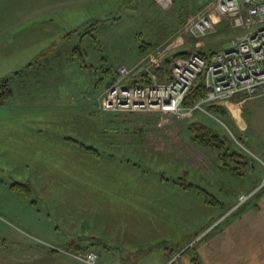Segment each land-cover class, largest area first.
Instances as JSON below:
<instances>
[{
  "label": "rangeland",
  "instance_id": "374dc122",
  "mask_svg": "<svg viewBox=\"0 0 264 264\" xmlns=\"http://www.w3.org/2000/svg\"><path fill=\"white\" fill-rule=\"evenodd\" d=\"M148 1L147 8H144L146 10L141 12L140 3L132 1L133 8L102 21L100 29L91 33L98 42L91 39V47L86 48L92 51L94 43L101 46V53L97 47L101 57L99 61H94V53L85 57L81 49L73 50L76 42H73L72 36L68 51L57 47L47 58L33 62L29 67L24 66L6 78L3 75L10 71L8 65L13 64L5 65L3 62L19 60V51L27 48L21 46L20 40L29 39L31 32L26 29L19 32L11 26V30L6 29V33H0L2 37L12 38L11 41L0 43V103L8 104L0 105V250L13 251V248L21 247V264H61V261L52 257V248H66L61 238L79 233L63 234L55 227L61 225L66 228L62 224L65 223L63 206L73 202L83 204L81 195L87 206L94 199L98 202L101 207V216L98 218L146 217V207L130 208L126 213V198L120 193L118 198L124 200V205L119 199L115 202L116 195L111 191L115 186L109 188V179L110 174L117 169L145 168L147 173L139 181L136 178L129 183L126 181L124 189L127 185H133L134 189L140 185L150 186L152 195L157 197L159 194L161 201L156 200L158 205L170 204V212H180L179 215L173 214V218H177V228L187 227L182 225L183 220L181 223V213H195L197 217L193 221L196 223L188 225L190 234L187 236L179 239V233L173 234L172 242L164 241L166 239L155 231L146 232L143 245L137 247V252H131L130 256L128 251L121 256L125 251L120 247L113 250L117 256L107 255L108 251L103 250L104 245H108L106 241L112 245L115 242L113 235L108 236L110 232H106L108 239L101 237L104 240H97L89 233L90 236L84 235V240H78V237L71 239L67 245L68 250L78 248V254L82 256L89 251L98 254L96 263L81 258L87 264H133L135 261H140L139 264H163V247L175 248L181 242L185 247L190 242L189 252L179 256L180 259L168 257L165 263L188 264L191 253L197 254L196 250L209 239L212 231L238 215L247 203L256 201L259 197L257 192L264 187L263 95L236 98L237 104L234 103L231 112L220 102L219 105L226 109L225 115L196 110L191 116L178 117L160 110L129 112L101 108L99 96L103 95L108 83L122 66L129 68L131 77L139 67H152V63L163 64L160 55L168 56L179 49H220L227 47L231 40L245 31L242 27L233 26L228 18L221 17L207 35L192 36L190 31H186L191 20L204 13L214 16L210 0H187L183 7L174 0L166 9L153 0ZM3 27L0 24V29ZM24 32L27 33L19 39ZM148 55L153 56L152 63H148ZM135 58L139 59L138 62ZM142 59H146L145 63L139 64ZM26 60L23 57L18 68L30 62ZM82 73L86 75L84 80H81ZM2 86L6 88L4 91ZM62 92L69 95L60 96ZM14 103L25 104V110L16 111ZM40 104L48 108L53 106L55 111L58 105H62L64 112L56 115H60L63 123L68 122L69 129L61 127L57 132V129L35 128V125L27 123L42 116L36 113L41 107L37 105ZM194 122L204 124L205 130L209 127L218 129L221 134L229 137L233 149L242 148L254 158L256 167L253 177L260 179L256 189H253L257 190L255 196L241 200V195H249L252 190L241 192V175H232L227 171L223 174L222 165L225 163L218 157L217 150L206 147L194 138L202 130ZM56 136L59 137L58 141ZM60 136L69 138L70 143H61ZM241 136L244 144L241 143ZM51 137L55 140L52 141ZM126 156L133 159L129 161ZM132 161L136 166L131 164ZM158 169L165 171L164 175L167 174L169 178L163 185L154 183L162 179ZM236 169L241 171V165ZM251 170L252 167L246 171ZM71 173H77V176L71 177ZM175 175L185 177L182 178L185 184H194L178 186L174 183ZM138 195L141 197L134 193V196ZM80 210L83 212V208ZM87 211L90 213L91 209L87 208ZM83 217L78 228L85 232H104V229L96 228V221L93 223L95 216ZM139 227L145 230L146 225L140 224ZM194 228L198 229L192 232ZM96 241L103 244L97 245ZM99 250L105 257L99 256Z\"/></svg>",
  "mask_w": 264,
  "mask_h": 264
},
{
  "label": "crops",
  "instance_id": "0c3cea01",
  "mask_svg": "<svg viewBox=\"0 0 264 264\" xmlns=\"http://www.w3.org/2000/svg\"><path fill=\"white\" fill-rule=\"evenodd\" d=\"M134 0H0V24L4 26L0 29V33H6V29L11 30V26H14L16 28V31H22L27 30L31 32V37L29 39L25 38L24 40H20L21 46L24 45V47H27L26 50H20L18 59L8 62H3L5 65H8L10 68V71L3 75V76H9L11 73L18 72L22 70L24 66L29 67L33 64V62L45 59L53 51L55 48H61L62 50L65 48L69 49L70 46V39L73 38V50H76L77 48L82 50V53H84V56H92L94 53L93 59L94 61H99L101 59L99 52L101 53V46H97L92 44L93 50H87L86 47H91V39H94V36L91 35V33L95 32L96 30L100 29L99 27L102 24V21H105L109 19L111 16L116 15L118 12L122 14L126 9L130 10L133 8ZM140 4L139 11L146 10L144 8H147L148 6V0H136ZM154 3H156L155 0H153ZM157 4V3H156ZM158 6V5H157ZM216 17V20L220 21L221 17L214 14V18ZM219 17V18H218ZM230 20V19H229ZM90 28L88 31H84L86 28ZM234 28V27H233ZM25 33L24 32L19 39H21ZM76 34V35H75ZM78 34V37H77ZM75 35V36H74ZM75 37V38H74ZM14 41L15 36L13 37ZM11 37H2L0 35V43L4 41H11ZM96 42H98L96 39H94ZM19 46V45H18ZM20 47V46H19ZM98 47V50H97ZM161 46L160 48H162ZM83 48V49H82ZM186 49H179L176 51L177 53H181V51H184ZM155 51V50H154ZM97 52V56H95ZM174 52V53H176ZM67 53V52H66ZM173 53V52H172ZM164 54V53H163ZM172 55V54H171ZM161 58L166 59L170 55H160ZM25 57L27 58L26 61H30L28 63L22 64L18 68V64L20 60ZM148 57H150L148 55ZM147 57V59H148ZM139 58V57H138ZM138 58L137 62H138ZM146 60V59H145ZM145 60L142 59L139 64H144ZM153 56L150 57V61L148 63H152ZM25 62V61H24ZM129 63V62H124ZM164 63V62H163ZM21 64V63H20ZM161 64V63H159ZM157 64L152 63V67H149V65H144L142 68L139 67V69H136V72L128 78L124 79L125 84H132L133 80H141V83H143V78L145 77V73L151 74L155 73L154 69L157 66ZM14 69V70H13ZM88 75V74H87ZM118 73L115 75L117 76ZM2 78V77H0ZM86 78V75L84 73L81 74V80H84ZM170 76L166 77V80H170ZM9 79V77H8ZM115 77L112 78L110 82H114ZM10 80V79H9ZM109 80V79H108ZM109 82V81H108ZM109 82V83H110ZM108 83V85H109ZM62 88V87H61ZM53 95V94H51ZM69 93L64 95V92L61 93L60 96H68ZM82 95V93H81ZM55 96V95H53ZM264 96V95H263ZM102 97V96H101ZM99 96V100L101 98ZM83 98V95H82ZM67 99V98H66ZM66 101H69L67 99ZM237 100L233 101H223L221 102L222 105H224L226 108L229 109L231 112L234 110V103H236ZM0 105H8L6 103ZM16 107V111L19 110L20 112L24 111L26 108L25 104H19L16 105L13 104ZM43 105V104H42ZM45 105V104H44ZM37 106H41L37 105ZM101 106V105H100ZM64 107L62 105L57 106V111L53 110V106L51 108H48L46 105L41 106L40 109L36 113H40L42 116H37L36 119L30 120L27 123L31 125H35V128H49V129H57V132L62 127V129H69L68 122L63 123L62 119H60V115H56L58 112H64ZM30 127V126H29ZM42 131V129H41ZM61 143L62 142H68L70 143L69 138L65 139L60 136ZM51 140H55L53 137H51ZM56 140H59V137L56 136ZM76 143H80L78 140H72ZM67 143V144H68ZM75 155H80V153H73ZM126 159L131 161V158H128L126 156ZM119 164V163H118ZM133 166H136L134 161L131 163ZM120 165V164H119ZM120 167H123L120 165ZM255 165H252L251 171H245L243 174H241V192H248L253 190L255 185L260 179H255L253 176H255ZM126 168V167H124ZM136 170L133 172V170ZM131 169H117V171L111 173V177L109 179L110 187L115 186V188H112V192L116 195L115 202L118 201V193L122 194L126 198V205H124V200L119 199L123 205L125 206V210L128 211L130 208H139V207H146L147 208V216L144 217H129V216H122V217H109V218H98L101 216V211L99 210L101 207H99L98 202L94 199L92 203H90L89 206L86 205L84 202V198L82 195L80 196V199L82 200L81 204L80 202H73L70 204H67L63 206L64 213H63V221L65 223L66 228L61 227V225H57L56 230L62 231L63 234H71V233H79L76 236H70L67 238H61L63 245L66 248H58V246H55L52 248L51 252L52 257H55V260L61 261V264H87L85 261H82L77 257V254L79 251L78 248L68 250L67 245L69 241L73 238L85 235L88 236L89 234L93 237L98 239H102L101 237L107 238L106 232H110V235H113V240H115L114 244L112 245L110 242L106 241L108 245H105L103 250L108 251V256H114L118 255L116 253H113V250H115L120 247L123 251L122 255L127 254V251L129 252V256L131 252L134 251L137 252V247L143 245L144 239L143 235H146V232L149 233L154 231L158 234H160L164 239V241H171L172 242V236L173 234L179 233V239L183 236H187L190 234L189 226L190 224H195L196 222L193 221L197 215L195 213L193 214H182L181 213V223L183 220L182 225L184 224L187 227H176L177 218H173L174 215H179L180 212H170V204H167L165 206H160L156 203V200L161 201L159 199V194L157 197L153 194H151L150 186L149 187H143L139 186V188H133L132 186L127 185L126 189H124V185L130 182L131 179L136 178L137 181H139L143 176L144 173H147L145 171V168L143 167H137V168H131ZM167 169V168H166ZM172 169V168H171ZM131 170V171H130ZM159 170V169H158ZM174 171H176L175 168H173ZM262 170V169H261ZM158 173H161L162 179L155 180V185H163L167 179H169L162 171H157ZM168 172V171H167ZM129 173H132L133 175H129ZM151 173V172H150ZM225 174V171L223 172ZM73 175L77 176V173H71V177ZM149 175V174H148ZM182 175H175L174 176V183H176L178 186L180 185L179 179H181ZM185 176V175H184ZM250 176V177H247ZM178 177V178H177ZM149 183L151 181V178L148 179ZM154 181V180H152ZM179 181V182H176ZM150 185V184H148ZM124 186V187H123ZM171 188V187H170ZM177 188V187H176ZM169 189V188H164ZM174 192L175 189L173 188ZM137 194H140L141 197L134 196ZM146 197V199H145ZM248 205L243 207V211L236 214L235 216L231 217L229 221L221 227L216 228L212 231V234L209 236V239L201 244L198 249L196 250L197 254H192L188 264H264V191L259 195L257 200L250 201L247 203ZM219 205H222L219 204ZM115 207L116 204H115ZM112 206V208H115ZM215 207H218L216 205ZM83 208L82 210H80ZM87 208L91 209V212L89 213L87 211ZM85 210V211H84ZM220 211V210H219ZM134 211H130L129 213H133ZM83 216H95L93 218V223L96 221V228L97 229H104L103 233H98L95 231L85 232L78 228L80 224L82 223V219L85 217ZM60 224V223H59ZM140 224H145L146 228L145 230L142 227H139ZM198 228H194L192 232L197 231ZM89 233V234H87ZM192 234V233H191ZM89 235V236H90ZM103 235V236H102ZM108 239V238H107ZM191 239V238H190ZM189 239V240H190ZM104 240V239H102ZM188 241V240H187ZM177 243V242H176ZM189 243L186 244L184 247L182 242L178 243V247H168L165 246L162 249H164L161 252L163 264L167 262L168 257H170L173 252H175L176 249L182 248L181 251L175 255V257L182 256L186 252H189L191 248H189ZM99 245V244H98ZM62 246V245H61ZM182 246V247H181ZM189 248V249H188ZM71 249V248H70ZM22 253L23 250L20 248L15 249L13 248V251H3L0 250V264H21L22 263ZM99 256H104V253L99 250ZM57 254L61 255L58 256ZM30 256V254H29ZM58 256V257H57ZM9 257V258H5ZM174 257V258H175ZM197 259L196 261L194 259ZM180 259V257H179ZM199 259V262L197 263ZM176 259L173 260V262ZM172 262V263H173ZM140 261L134 262L133 264H139ZM181 263V262H180ZM118 264V263H114Z\"/></svg>",
  "mask_w": 264,
  "mask_h": 264
},
{
  "label": "built area",
  "instance_id": "2783aa9c",
  "mask_svg": "<svg viewBox=\"0 0 264 264\" xmlns=\"http://www.w3.org/2000/svg\"><path fill=\"white\" fill-rule=\"evenodd\" d=\"M155 1L165 9L174 2ZM209 3L216 15L230 19L233 26L245 31L209 58L201 54L200 49L189 50L186 56L177 55L167 81L160 82L157 75L151 73V83L125 84L124 79L131 73L128 67L122 66L117 78L103 93L101 108L129 112L160 110L185 117L196 110L208 113V106L212 104L264 95V0H210ZM218 22L212 15L200 14L191 20L186 31L192 36H205ZM200 75L204 78L206 95L196 104L185 106L184 100ZM254 190L249 195H241V200L256 194ZM77 257L96 263L98 254L89 251Z\"/></svg>",
  "mask_w": 264,
  "mask_h": 264
},
{
  "label": "trees",
  "instance_id": "16d2710c",
  "mask_svg": "<svg viewBox=\"0 0 264 264\" xmlns=\"http://www.w3.org/2000/svg\"><path fill=\"white\" fill-rule=\"evenodd\" d=\"M176 1L179 2L180 6H182V7L186 6L185 2L187 0H176ZM186 10H188V9H186ZM216 50H218V49H208V50L207 49L206 50L200 49V52H201V54H203L204 56L209 58L210 55H212ZM177 55L186 56L187 53H185V54L173 53L172 55H170L169 57H167L165 59V61L162 65H160L159 67H155L154 72L158 77V81H160V82L167 81L166 77H168V76L171 77V75H172V61ZM110 71H111V69H110ZM115 75H114V77L116 79L118 75L117 76H115ZM144 76L145 77L143 78V81H142L144 84H148V83L152 82V79L150 78V74L145 73ZM112 83L113 82H110L108 86H110ZM140 83H141V80L135 79V80H133L132 84H140ZM2 88H3L2 89L3 91L6 89L4 86H2ZM206 91L207 90H206V86L204 83V78L202 75H200L199 78L194 82V84L190 88V90H189V92H188V94L184 100V105L185 106H192V105L196 104L198 101H200L206 95ZM0 92H1V89H0ZM208 110L216 112V113H220V114L226 113L225 107H223L219 104L209 105ZM194 123L197 127L202 128L200 133L197 132L196 133L197 135L196 136L194 135L195 136L194 138L201 141L203 143V145H205L206 147L210 146L214 150H217L218 157L222 160V162L225 163V164L222 163L223 164L222 167H224L223 171L230 172L232 175H236V176L239 175L240 176L246 170H249L253 164L255 165L254 158L252 156H250L248 153H245L242 148H241V150H238V149L235 150L231 147L232 143L229 142L230 140L228 139L229 137L227 135L221 134L220 131L214 127H209L208 130H205L203 127V126H205L204 124H201L199 122H194ZM197 127H195V129H197ZM214 129H216V131ZM203 130H205V131H203ZM242 137L243 136H241V143L244 144V139ZM230 163L235 164L236 166H232ZM239 165H241V171L236 169ZM180 178H181V179H179V181H181L180 185L183 187L192 186L194 184L192 182L185 184L182 182V178H185V177L181 176ZM179 181H176V182H179ZM26 186L27 185H22V187H26ZM256 187H257V185L253 189H255ZM263 191H264V187H262L257 192V195H260ZM26 192H29V191L27 190ZM77 239L78 240H84L85 236L83 235L81 237H78ZM99 243H101V242L98 241L97 245ZM101 244H103V243H101ZM104 247H105V245H104ZM181 249H183V247L176 249L175 252H173V254L169 257V259H173L175 257V255L181 251ZM194 260L196 261L197 259L195 258ZM198 262H199V259H198L197 263Z\"/></svg>",
  "mask_w": 264,
  "mask_h": 264
},
{
  "label": "water",
  "instance_id": "95a60500",
  "mask_svg": "<svg viewBox=\"0 0 264 264\" xmlns=\"http://www.w3.org/2000/svg\"><path fill=\"white\" fill-rule=\"evenodd\" d=\"M189 51L188 50H184V51H181V54H185V53H188Z\"/></svg>",
  "mask_w": 264,
  "mask_h": 264
},
{
  "label": "bare ground",
  "instance_id": "6f19581e",
  "mask_svg": "<svg viewBox=\"0 0 264 264\" xmlns=\"http://www.w3.org/2000/svg\"><path fill=\"white\" fill-rule=\"evenodd\" d=\"M225 115V114H224ZM226 117V116H225ZM226 119V118H225ZM227 121V120H226ZM239 131V130H238ZM241 132V131H240Z\"/></svg>",
  "mask_w": 264,
  "mask_h": 264
}]
</instances>
